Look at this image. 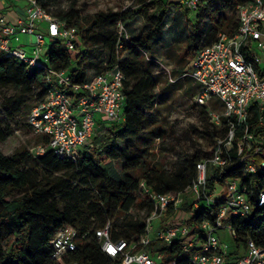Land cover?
I'll return each mask as SVG.
<instances>
[{
    "label": "built area",
    "instance_id": "2783aa9c",
    "mask_svg": "<svg viewBox=\"0 0 264 264\" xmlns=\"http://www.w3.org/2000/svg\"><path fill=\"white\" fill-rule=\"evenodd\" d=\"M198 1L203 0L187 4L195 8ZM121 30L119 24L118 34ZM46 37L74 53L79 28L53 16L40 0H0V54L44 71L48 87L43 100L25 115L27 126L41 137L31 154L75 159L101 147L93 138L105 123L123 120L125 77L118 66L108 69L103 62L104 71L74 82L70 73L50 67L48 55L39 59ZM184 77L198 87L194 106L205 107L212 100L221 106L207 110L206 137L188 151L198 154L193 179L185 188L165 193L141 179L136 192L140 204L128 214L144 233L136 240L112 241L108 221L94 238L113 264H264V246L249 236L241 238L233 223L253 219L254 207L264 208V189L253 190L255 176H264V0L240 4L234 30L218 31L216 41L200 48L178 78ZM177 160L176 166L182 161ZM88 237L70 226L60 229L50 241L52 259L75 251Z\"/></svg>",
    "mask_w": 264,
    "mask_h": 264
},
{
    "label": "trees",
    "instance_id": "16d2710c",
    "mask_svg": "<svg viewBox=\"0 0 264 264\" xmlns=\"http://www.w3.org/2000/svg\"><path fill=\"white\" fill-rule=\"evenodd\" d=\"M40 2L50 9L46 0ZM173 4L176 5L170 0H134L131 7L120 13L96 14L88 28L82 32L79 30V44L82 42L87 47L100 49V60L94 64L96 73L105 70L102 63L106 62L108 69L118 66L125 77L123 120L110 123L109 128L99 129L93 141L100 143L101 147L93 153L83 152L75 159H59L49 152L33 157L27 150H18L12 155L0 154V264H113L100 250L94 232L110 221L112 241H132L144 233L143 226L128 214L131 207L140 204L136 197L139 181L144 179L147 186L157 193L180 190L190 184L198 154L187 156L181 164L168 171L148 159L152 149L145 145L146 136H164L152 112L158 88L151 60L165 17ZM52 15L76 25L73 21L77 15L73 10ZM137 16L144 20L148 28L137 38L129 39L125 28ZM75 23H78L77 20ZM118 24L122 26L120 34ZM235 27L236 22L230 26L227 20L220 19L215 28L201 38L197 34V25H194L188 38L193 48L192 57L200 48L213 44L218 31L231 33ZM201 40L203 45L198 48ZM118 44L121 48H117ZM123 48L128 55L121 60L119 52ZM47 55L50 67L70 73L74 82L83 83L89 78L86 77L85 67L77 64L74 70L71 69L80 55L73 56L56 45ZM185 67L186 63L180 61L176 70L178 77L186 72ZM0 86H12L19 92L17 97L7 100L11 118L29 111L32 107L29 96L33 91L38 89L44 94L48 89L44 71L30 69L19 59L6 58L2 54ZM8 131L9 127L0 129V141L5 139ZM117 142L123 143L128 151L133 146L141 151L140 155L133 154L124 159L122 177L118 173L109 175L101 167L105 159L112 157L115 160L123 155L117 148ZM255 178L254 194L264 189V176L256 175ZM18 191L24 192L15 196ZM251 217V220L236 219L233 223L237 225L241 238L249 236L256 244L264 246V208L254 207ZM66 226L89 237L79 241L75 251L53 260L50 241ZM164 250L173 253L168 248Z\"/></svg>",
    "mask_w": 264,
    "mask_h": 264
},
{
    "label": "rangeland",
    "instance_id": "374dc122",
    "mask_svg": "<svg viewBox=\"0 0 264 264\" xmlns=\"http://www.w3.org/2000/svg\"><path fill=\"white\" fill-rule=\"evenodd\" d=\"M170 1L176 3L177 6L173 4L165 17L162 34L153 48V59L151 60L153 75L156 78L158 88L156 90V103L152 112L155 115L154 119L157 125L164 131V136L163 138L146 136L145 142V145L152 149V154L149 155L148 159L154 160L165 168H173L176 166V159L184 161L187 156H190L188 152L190 147L199 146V139L204 140L206 137L207 110L219 111L221 109L216 100L210 101L205 107L194 106L193 98L198 93V87L190 79L178 78L176 75L180 61L186 63L185 71H187L193 59V48L188 43L192 28L197 25V34L203 38L204 34L215 28L220 19L227 20L232 26L237 19V8L244 0H210L209 2L204 0L198 1L195 8L188 6V0ZM46 2L56 16L59 13L65 14L72 10L75 11L78 23H75L76 20L73 23L82 32L89 27L90 21L96 14L120 13L131 7L134 0H46ZM147 28L144 20L137 16L127 24L125 35L129 39L137 38ZM117 30H119V24ZM203 40L198 44V48L203 45ZM53 45L62 47L63 43H54L46 37L42 55L39 57L40 60H43L51 52ZM99 50L97 47L90 45L87 47L80 42L74 53L70 51L73 56L80 55L74 60L71 69L74 70L79 64L86 68L87 78L95 74L96 67L94 64L98 63L101 57ZM84 52L86 53L85 56L82 55ZM119 54L121 60H124L128 55L124 48L120 49ZM169 76L176 79L171 86V82L168 80ZM18 93V90L12 86H0V129L9 127V131L5 133V139L0 141V154L3 155H12L18 150H27L31 153L41 142H38L39 137L33 134L27 126L26 114L14 118L9 116L11 111L7 100L10 97H17ZM44 97L45 93H40V90L37 89L29 96V103L34 105L42 101ZM96 120L97 125H101V118L96 117ZM109 127V123L104 124V128ZM116 145L123 155L115 160L112 157L105 159L101 167L106 169L109 175L118 173L122 177L124 159L133 156V154L140 155L141 151L134 146L128 151L125 149V145L120 142H117ZM79 150H83V148H79ZM93 152L94 150L91 151V153ZM23 192L18 191L15 196L22 195ZM158 224L159 220H153L154 226H158ZM225 243L228 245V250L233 248L229 238L225 240Z\"/></svg>",
    "mask_w": 264,
    "mask_h": 264
},
{
    "label": "crops",
    "instance_id": "0c3cea01",
    "mask_svg": "<svg viewBox=\"0 0 264 264\" xmlns=\"http://www.w3.org/2000/svg\"><path fill=\"white\" fill-rule=\"evenodd\" d=\"M9 18H12L13 19L14 18V15L13 14H10L9 15Z\"/></svg>",
    "mask_w": 264,
    "mask_h": 264
}]
</instances>
